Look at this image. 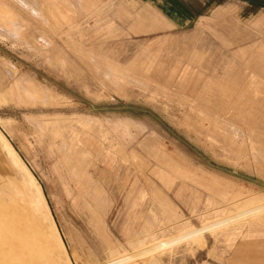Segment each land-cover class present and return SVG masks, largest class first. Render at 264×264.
<instances>
[{
  "label": "rangeland",
  "instance_id": "1",
  "mask_svg": "<svg viewBox=\"0 0 264 264\" xmlns=\"http://www.w3.org/2000/svg\"><path fill=\"white\" fill-rule=\"evenodd\" d=\"M126 1L0 0V245L264 264V0L186 29Z\"/></svg>",
  "mask_w": 264,
  "mask_h": 264
},
{
  "label": "crops",
  "instance_id": "2",
  "mask_svg": "<svg viewBox=\"0 0 264 264\" xmlns=\"http://www.w3.org/2000/svg\"><path fill=\"white\" fill-rule=\"evenodd\" d=\"M235 0H128L127 8L140 10V14L157 15L170 29H186L209 10Z\"/></svg>",
  "mask_w": 264,
  "mask_h": 264
},
{
  "label": "bare ground",
  "instance_id": "3",
  "mask_svg": "<svg viewBox=\"0 0 264 264\" xmlns=\"http://www.w3.org/2000/svg\"><path fill=\"white\" fill-rule=\"evenodd\" d=\"M1 9V7H0ZM1 12H0V17L1 16ZM10 16V15H9ZM7 22H5L6 24ZM29 171V170H28ZM31 179V177H30ZM35 182V181H34ZM40 185V184H39ZM34 187V186H33ZM35 193H36V196L39 198V199H42V196H41V192L39 190V188L37 186H35ZM45 199V198H44ZM44 203V202H43ZM46 207V206H45ZM48 212V211H47ZM49 214V213H48ZM48 221H49V225H50V230H51V234H53L52 236L55 237L58 245L60 244L61 245V238H60V235L58 233V230H57V227L54 223V220L53 218L51 217V215L49 216L48 218ZM10 245H6V243H3L0 245V264H23L22 262V258L20 256H16L13 252V250H10ZM62 246V245H61Z\"/></svg>",
  "mask_w": 264,
  "mask_h": 264
}]
</instances>
